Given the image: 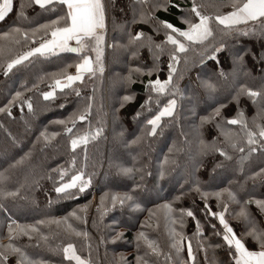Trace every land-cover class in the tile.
I'll return each mask as SVG.
<instances>
[{
  "label": "trees",
  "instance_id": "16d2710c",
  "mask_svg": "<svg viewBox=\"0 0 264 264\" xmlns=\"http://www.w3.org/2000/svg\"><path fill=\"white\" fill-rule=\"evenodd\" d=\"M174 2L181 8H189L192 0ZM206 2L218 4L221 0ZM103 3L107 6V13L102 73L97 72L94 76L85 73L82 82H75L72 89L63 92L57 90L54 99L45 101L41 93L49 90L54 78H59L62 72H75V64L80 59L77 54L61 52L47 57L37 56L31 63L16 66L8 76L3 73V60L0 59V107H4L16 91L22 93L21 101L28 100L33 105V111L29 112L21 101H17L7 110L11 116L7 112L0 113V177L3 178L0 179V245L9 242L6 238L9 218L21 225H36L37 221H45L37 225L40 234L47 237L46 241H39V246L38 236L31 241L28 237L16 241L18 246L24 247L30 259L45 264H75V261L65 260L63 255V247L71 243L77 255L90 264H137L136 257H143L147 249L143 245L137 248L134 236L138 231H144L149 239L156 242L161 252L159 257L149 253L146 257L149 264H168L165 254L172 255L175 261L170 249L171 226L191 240L194 264H234L222 239V226L216 217L208 215V211L224 212L223 205L227 203L225 219L246 247L258 250L250 236H243L252 225H246L244 219L236 214L244 207L256 228L264 229V211L255 203L264 201V177L253 178V173H259L264 168V151L248 154L241 136V147L248 155L245 160L241 161L239 157L243 154L232 149H228L231 160H225L219 153L200 155L197 151L200 139L212 142L216 137L219 143L223 137L218 135L216 127L220 122L219 117L204 123L199 129L197 125H200L202 116H207L218 104H223L221 115L226 129L241 132L239 125L226 123L228 118L235 116L238 107L243 111L248 126L253 127L252 121L257 118L260 105L253 104L247 96L239 97L237 102L232 95L240 84L254 90L260 87V77L264 74L261 71L264 69V35L229 38L228 49L217 54L218 61L206 59L201 64L195 58L194 62L185 66L181 54L174 75L177 76V86L182 95H161L157 102L156 94H152L153 100L142 109L141 105L148 97L145 91L147 81L167 78L168 52L165 51L158 62L153 60L146 47L139 49V54L133 57L131 51L119 47L127 43L128 36L127 30L122 31L118 25L128 22L133 34L143 31L152 35L156 42L163 40V32L155 34L149 24L131 23L132 0H103ZM21 5H24L27 19L18 16ZM229 10L220 9L221 12ZM205 11L214 13L216 9L208 7ZM155 16L178 27H185L179 19L181 11L178 8L170 6L167 11L157 10ZM54 18L51 13L30 4V0H13L11 12L0 20V47H10L9 55L12 56L26 47L36 46L39 40L35 38L27 41L20 38L21 43L12 44L10 38H4L3 34L14 27L32 29ZM43 35V32L38 34L41 39ZM107 44L113 47L108 48ZM240 52L245 53L243 64H234L233 54ZM88 54L94 58L90 48ZM188 55L195 57L191 51ZM154 63L158 64L159 71H153L149 76L148 69ZM130 68H141L144 72L143 75L133 73L132 83L125 84L122 77L128 75ZM220 71L225 73L224 77L219 76ZM202 80L212 83L215 90L201 87ZM76 88L80 90L79 96L73 90ZM125 95L132 99L120 107L121 97ZM88 96L93 98L92 107L87 119L76 121L73 134L83 135L93 128H101L102 131L94 140L89 139L87 145H78L73 150L69 144L71 137L64 132V125L57 121L65 120L71 113L83 108ZM171 98L177 101L174 115L161 118L155 135L144 136L150 129L145 121ZM138 111L139 116L136 115ZM256 122L264 125V119L257 118ZM68 127L73 125L69 123ZM41 131L57 135L45 142L43 138L38 140ZM137 136H144L143 141L129 143ZM26 153L29 155L22 160ZM218 161H223L225 166L214 169ZM162 162L165 171L163 177L160 175ZM120 167L141 171L122 175L118 172ZM81 168L86 178L90 175L89 187L83 193L71 189V196L57 194L55 187L61 182L59 170H66V182ZM191 173H195L199 179L202 192H221L219 206L214 195H209L205 200L198 192L190 190L193 188L189 182ZM137 184H142V188H136ZM224 189L235 195L234 201L228 199L227 192L222 191ZM3 192H17V195L4 196ZM125 193L134 195L140 207L133 209L128 205H117L101 219L97 211L101 197L107 194V202H110L112 195ZM164 203L171 204L173 218L180 215L179 209H188L195 219L185 215L182 228L179 224L170 225L163 208L158 207ZM85 205L88 206L87 211L80 212L79 208ZM150 210L156 213L152 219H149ZM73 211L82 218L77 220L71 217L69 214ZM62 218H67L68 224L76 231L87 232V237L75 235L63 222L59 225L48 223L50 220L62 221ZM197 221L202 229L199 237L194 235ZM117 233H122V236L114 240ZM197 240L204 245L205 251L199 249ZM181 257L187 259L186 242ZM15 260L14 256H10L8 264H15Z\"/></svg>",
  "mask_w": 264,
  "mask_h": 264
},
{
  "label": "snow or ice",
  "instance_id": "6c2138e0",
  "mask_svg": "<svg viewBox=\"0 0 264 264\" xmlns=\"http://www.w3.org/2000/svg\"><path fill=\"white\" fill-rule=\"evenodd\" d=\"M30 4L38 6L41 10L51 13L55 18L49 19L43 24H38L32 29H21L14 27L10 32L3 34L4 38H10L12 44L21 43L22 38L24 41L29 39H37L39 42L34 47H26L24 51L10 56L11 48L8 46L0 47V59L3 60V73L5 76L19 65L25 64V62L31 63L37 56L47 57L50 55H56L61 52L75 53L80 57L79 62L75 64V74H68L62 72L59 74V78H54L48 91L41 93V96L45 101H49L55 98L57 90L63 92L66 89H72L73 85L77 81H83L84 74L89 73L95 75L97 72H103V55L105 48V21L107 6L102 0H30ZM175 7L180 9L181 16L179 19L185 25L181 28L168 20L158 19L155 16L157 10L167 11L169 7ZM132 24L145 23L152 27V31L155 34L163 32V40L156 42L152 35H149L143 31H136L134 34L128 28V22L125 24L118 25L123 31L127 30V43L119 45L127 51H131L132 56L135 57L139 54V49L147 48L152 54L153 60L158 62L160 56L168 52V64H167V78L160 80L159 78L150 79L145 84V91L148 94L144 104L141 105L143 109L153 100V95L156 94L157 102L159 96L171 94L173 97L182 95L179 89L177 76V65L180 63L181 54H183L184 65L187 66L190 62H194L195 58L199 59V62L203 64L206 59H212L218 61V53L226 51L228 49L227 41L232 37H239L241 35H264V0H221L218 4H209L206 0H192L189 8H181V6L174 2V0H132ZM208 7H214L216 11L214 13L206 12L205 9ZM13 8V0H0V20L4 19L6 15L11 12ZM24 5L18 10V16L23 19H27L23 11ZM222 8H230L229 11L221 12ZM243 26V27H241ZM43 32V38L41 39L38 34ZM108 48H112V44H107ZM89 48L94 53L93 56L88 54ZM193 52L195 57H189L188 53ZM244 52L233 54L234 64H243ZM264 59V58H262ZM153 71H159L158 64L154 63L151 69H148V75L151 76ZM264 73V69L261 70ZM144 70L141 68H130L128 75L122 77L125 84L132 83L133 73L143 75ZM247 75L248 73L245 72ZM220 77H224L223 71L219 72ZM262 83L258 89H253L240 84L239 88L232 95V99L239 101V97L247 96L253 104H259V112L257 118L264 119V74L260 77ZM34 88L37 85H33ZM201 87L206 90L214 91L215 87L212 83L207 80L201 81ZM27 90V89H26ZM76 95H80L78 88L73 89ZM22 93L16 91L12 93V98L8 100L4 107H0V113L7 112V115L11 116V112L7 111L11 105L17 101H21ZM92 97H86V105L74 111L65 120L57 121L64 125V132L67 133L71 139L69 144L71 149L75 150L78 145H87L89 139H95L100 135L101 128H93L90 131H86L83 135L73 134L76 121H84L87 119L89 110L92 107ZM132 99L131 96L125 95L121 97L120 107L124 106V102ZM25 105L29 112L33 111V105L28 100L21 101ZM63 107V105H60ZM225 105L218 104L211 113L207 116L200 118V125H197V129L204 123L209 121H215L218 117L220 122L216 124L219 130L218 135L223 137L219 143L216 142V137H213L212 142H205L203 139L199 140L198 153L200 155H207L209 153H219L225 160H231L228 149H232L234 152H239L243 155L239 159L245 160L248 158L245 153L244 147H241V136L243 142L247 145L248 154L264 151V125L257 123L256 119L253 118V127H249L245 121L244 113L242 110L237 108L235 116L227 119V125H239L241 132L237 133L231 129H226L224 126V117L221 115V109ZM177 107V101L175 98L168 99L167 103L156 112L155 115L151 116L150 119L145 121V124L150 126V129L144 133V136L151 137L157 132V128L160 125L162 117H172ZM137 116L140 115L138 111ZM72 124L73 127H68V124ZM56 133L48 134L46 131H41L38 136V140L43 138L45 142L55 137ZM144 136H137L135 140L129 141V143H140L143 141ZM260 145L259 149L257 145ZM223 145V147H221ZM172 149H170L171 151ZM29 154L26 153L23 160ZM75 157L73 158V162ZM17 163H20L18 161ZM161 168V177L165 175V171ZM174 163V161H170ZM223 161H218L214 165L215 168L224 167ZM71 166H69V170ZM56 171V170H53ZM141 169L132 168H118V172L122 175H132L134 172H140ZM60 180L58 186L55 187L57 194H64L65 196H71V189H78L80 193H83L90 185V175L88 178L85 176L83 168L76 171L75 175L71 176V179L64 182L66 174L65 169H60ZM264 177V168L260 169L259 173H253V178ZM0 179H3L0 177ZM189 182L193 185L190 190H195L205 200L209 195H214L217 199L218 206L220 203L221 192L208 193L200 190V181L195 177V173H191ZM136 188H142V184H137ZM222 191L227 192L228 199L235 200V195L224 189ZM4 196H15L17 192H3ZM183 195V192H181ZM179 199V197H176ZM108 201L107 194L101 197L100 203L97 205V211L100 214L101 219L103 216L117 205L124 207L128 205L133 209H137L140 205L136 202V197L132 194L112 195L110 202ZM248 203V202H246ZM257 206L264 211V201H255ZM87 205L79 208L80 212L87 211ZM165 217L170 221V225L179 224L183 227L184 216L193 217V212L188 209H179L180 215L173 218V208L170 203H164L162 206ZM224 212L208 211V215L214 216L219 220V224L223 229V242L228 246V255L234 260V264H264V229H257L255 224L251 221L249 214L244 207H241L240 211L236 214L238 218H243L246 225L251 224L243 236H250L252 240L258 246V250H250L245 246L242 238L238 237L234 232L233 228L229 225L225 219V212L228 210V205H223ZM205 208H208L205 203ZM77 220L82 217L77 215L76 211L69 214ZM156 213L151 212L150 217L152 219ZM63 222L67 228L72 231L75 235H83L87 237V232L76 231L68 224L67 218L61 220L48 221V223L60 224ZM45 221H37L36 225H21L16 221L8 219V225L6 230V238L9 241L6 244L0 245V264H8L9 257L14 256L16 258L15 264H45L43 261L30 259L29 255L25 252L24 247L18 246L16 241L21 237H28L31 241L34 236H38L37 246H39L40 240H47V237L40 234V229L37 225L44 224ZM201 226L199 222L196 223L195 236L201 235ZM220 235V233H216ZM122 233H117L113 238L119 239ZM169 238L171 240L170 249L174 253L175 261L173 256L165 254L168 264H194L195 255L192 248V242L182 232H178L175 227H169ZM134 240L137 243V248L143 245L147 251L144 256H137V264H149L146 257L149 253L159 257L161 255L159 246L154 240L149 239L144 231H138L134 236ZM187 243V259L181 257V252L184 247V243ZM198 247L201 251H205L204 245L197 240ZM216 247H219L217 245ZM234 249V251H233ZM63 255L65 260L75 261V264H90V262L81 256L77 255L75 248L71 243L66 244L63 247Z\"/></svg>",
  "mask_w": 264,
  "mask_h": 264
},
{
  "label": "rangeland",
  "instance_id": "374dc122",
  "mask_svg": "<svg viewBox=\"0 0 264 264\" xmlns=\"http://www.w3.org/2000/svg\"><path fill=\"white\" fill-rule=\"evenodd\" d=\"M171 99H172V98H171ZM166 103H167V102H166ZM166 103H165V104H166ZM163 106H164V105H163ZM163 106H161V107H163ZM158 111H159V109H158ZM155 114H156V113H155ZM155 114H154V115H155ZM92 199H93V200H95V198H94V197H93Z\"/></svg>",
  "mask_w": 264,
  "mask_h": 264
},
{
  "label": "crops",
  "instance_id": "0c3cea01",
  "mask_svg": "<svg viewBox=\"0 0 264 264\" xmlns=\"http://www.w3.org/2000/svg\"><path fill=\"white\" fill-rule=\"evenodd\" d=\"M102 2H103V0H102ZM106 24V23H105ZM71 74H75V72L74 73H71Z\"/></svg>",
  "mask_w": 264,
  "mask_h": 264
},
{
  "label": "built area",
  "instance_id": "2783aa9c",
  "mask_svg": "<svg viewBox=\"0 0 264 264\" xmlns=\"http://www.w3.org/2000/svg\"><path fill=\"white\" fill-rule=\"evenodd\" d=\"M72 73H74V72H72Z\"/></svg>",
  "mask_w": 264,
  "mask_h": 264
}]
</instances>
